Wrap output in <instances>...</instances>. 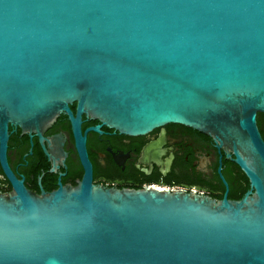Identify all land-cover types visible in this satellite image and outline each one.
Wrapping results in <instances>:
<instances>
[{
	"label": "water",
	"instance_id": "water-1",
	"mask_svg": "<svg viewBox=\"0 0 264 264\" xmlns=\"http://www.w3.org/2000/svg\"><path fill=\"white\" fill-rule=\"evenodd\" d=\"M59 114L77 145L81 114L128 136L193 129L248 189L228 199L221 166L220 200L17 183L0 194V264H264V0H0L1 151L8 125L40 135Z\"/></svg>",
	"mask_w": 264,
	"mask_h": 264
},
{
	"label": "flooded vegetation",
	"instance_id": "flooded-vegetation-1",
	"mask_svg": "<svg viewBox=\"0 0 264 264\" xmlns=\"http://www.w3.org/2000/svg\"><path fill=\"white\" fill-rule=\"evenodd\" d=\"M69 108L76 117V104ZM96 126L98 131L93 129ZM78 130L79 145L65 114H59L40 135L8 125L5 147L0 149V194L13 193L17 183L40 195L89 181L118 190L189 191L194 185L192 189L202 191L197 193L213 195L221 192L219 166L223 179L224 173L232 180L239 175L235 164L220 158L210 138L181 125L168 124L145 135L128 136L81 114ZM201 184L209 190L198 188Z\"/></svg>",
	"mask_w": 264,
	"mask_h": 264
},
{
	"label": "trees",
	"instance_id": "trees-1",
	"mask_svg": "<svg viewBox=\"0 0 264 264\" xmlns=\"http://www.w3.org/2000/svg\"><path fill=\"white\" fill-rule=\"evenodd\" d=\"M256 121H257V127L260 131L261 137L264 140V115L263 114H257L256 115ZM224 160V159H223ZM237 170L239 171V175L235 180L230 179L225 173H224V179L227 182L228 185V193H227V198L231 199V200H239L242 195L246 192V190L248 189V180L246 179V177L243 175V173L239 170L238 167H236ZM220 182V193H214L209 194L208 196H210L213 199L216 200H220L223 196L224 193V186L223 184ZM194 185H190L189 189L194 188ZM201 190L206 191L209 190L208 187H206L205 185L201 184L199 185V187Z\"/></svg>",
	"mask_w": 264,
	"mask_h": 264
},
{
	"label": "rangeland",
	"instance_id": "rangeland-1",
	"mask_svg": "<svg viewBox=\"0 0 264 264\" xmlns=\"http://www.w3.org/2000/svg\"><path fill=\"white\" fill-rule=\"evenodd\" d=\"M197 192H202V191H199V190H196Z\"/></svg>",
	"mask_w": 264,
	"mask_h": 264
}]
</instances>
